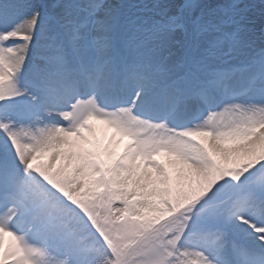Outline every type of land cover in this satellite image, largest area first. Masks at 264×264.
<instances>
[{
	"label": "snow or ice",
	"instance_id": "6c2138e0",
	"mask_svg": "<svg viewBox=\"0 0 264 264\" xmlns=\"http://www.w3.org/2000/svg\"><path fill=\"white\" fill-rule=\"evenodd\" d=\"M0 264H264V0H0Z\"/></svg>",
	"mask_w": 264,
	"mask_h": 264
}]
</instances>
